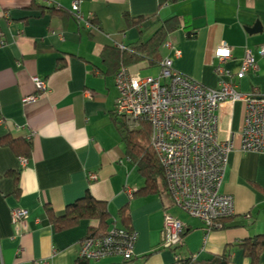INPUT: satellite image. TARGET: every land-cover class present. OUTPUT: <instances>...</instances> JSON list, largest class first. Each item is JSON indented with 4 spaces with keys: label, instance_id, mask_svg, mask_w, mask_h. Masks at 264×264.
Masks as SVG:
<instances>
[{
    "label": "crops",
    "instance_id": "crops-1",
    "mask_svg": "<svg viewBox=\"0 0 264 264\" xmlns=\"http://www.w3.org/2000/svg\"><path fill=\"white\" fill-rule=\"evenodd\" d=\"M49 1L0 0V137L30 141L24 164L19 162L24 155L0 144V264H73L79 239L94 220L79 218L56 230L47 208L61 214L85 190L105 201L108 226H122L117 209L126 204L127 225L136 236L132 258L108 255L81 264L171 262L172 251L159 247L163 213L180 217L171 211L164 187L131 194L143 185V177L125 155L111 119L117 93L100 52L104 46L145 41L164 20L175 17L178 27L165 36L159 58L169 57L180 73L216 87L224 76L214 70V51L222 45L229 48L221 67L235 73L248 49L256 69L231 79L239 92L264 93V57L257 53L264 45V0H80V13L97 29L72 17L71 0ZM125 16L140 20L130 24ZM256 22L259 28L251 32ZM187 31L192 35L185 36ZM164 41L180 54L174 57ZM141 69L133 66L129 71ZM33 75L44 80L42 91L34 89ZM30 93L35 98L22 102ZM242 113V99L225 100L217 109L219 136L234 132L218 186L232 196L233 214L207 231L197 218L180 219L188 229L180 256L206 258L227 249V264H248L237 242L264 234V152L238 148ZM89 171L96 177L88 179ZM13 208L26 209L17 223L11 218ZM257 264H264V247Z\"/></svg>",
    "mask_w": 264,
    "mask_h": 264
},
{
    "label": "built area",
    "instance_id": "built-area-1",
    "mask_svg": "<svg viewBox=\"0 0 264 264\" xmlns=\"http://www.w3.org/2000/svg\"><path fill=\"white\" fill-rule=\"evenodd\" d=\"M79 3L80 0H71L72 17L86 28L97 29L90 19L82 16ZM163 45L172 48L169 41H164ZM0 46H3L2 40ZM172 51L174 57L180 54L178 49L172 48ZM257 53L264 57V45L258 46ZM214 56L217 59L214 70L224 76L216 87L205 86L180 73L173 68L167 56L159 60V71L155 75L132 73L126 66H120L113 73L117 93L114 111L123 117L128 128L138 127L141 121L148 123L149 143L162 168L171 202L187 215L200 220L206 231L219 226L220 220L234 211L232 196L218 190L228 152L234 143L233 131L228 130L223 137L218 134L217 109L221 102L243 100L238 148L264 152V93L255 90L239 92L231 79L232 75L240 78L256 69L251 52L245 49L235 73L221 67V63L230 56L227 46L218 47ZM30 79L36 91L45 88L42 78L33 75ZM35 96L36 93L25 94L21 101L28 102ZM25 161V156L19 157L21 164ZM95 177L94 172H87L88 179ZM24 216L25 208L11 210L15 223ZM183 226V221L165 211L160 244L164 247L176 244ZM135 236L131 228L111 222L104 234L83 238L77 253L87 260H99L108 255L127 260L134 255Z\"/></svg>",
    "mask_w": 264,
    "mask_h": 264
},
{
    "label": "trees",
    "instance_id": "trees-1",
    "mask_svg": "<svg viewBox=\"0 0 264 264\" xmlns=\"http://www.w3.org/2000/svg\"><path fill=\"white\" fill-rule=\"evenodd\" d=\"M127 23H138L140 19H129L125 16ZM178 27L175 17H170L162 22L153 34L145 41L134 42L127 46H104L100 52L101 59L107 68L108 73H114L120 66H126L128 69L133 66L137 68H150L158 66L161 58L158 51L167 33ZM187 27V26H185ZM189 31V30H188ZM185 32V36H191L192 32ZM113 120L121 140L124 145L125 155L136 164L137 171L143 177V185L135 189L131 194H145L161 187L166 189L162 168L149 143V125L146 121H141L140 125L135 128H128L123 117L113 110L111 111ZM0 144L8 145L17 155H28L30 151V141L24 138L0 137ZM126 204L117 209V219L122 226L128 227V214ZM49 220L54 229L60 230L69 227L77 222L79 218L93 219L94 223L89 224L85 234L79 239L81 241L86 237H98L107 231L108 219L110 213L104 200L94 198L88 190L83 195L75 198L65 205L61 214H54L47 208ZM219 226H222L220 223ZM188 231L186 226L179 232V241L173 246H169L175 255L171 262L163 264H227L229 254L227 249L220 253H213L206 258H196L192 253L186 256L178 255V249L182 244V238ZM160 244V243H159ZM242 254L248 258V264H257L259 253L264 247V234L257 233L237 242ZM159 247H164L161 244ZM146 253L145 255H147ZM85 258L77 256L74 263H85Z\"/></svg>",
    "mask_w": 264,
    "mask_h": 264
},
{
    "label": "rangeland",
    "instance_id": "rangeland-1",
    "mask_svg": "<svg viewBox=\"0 0 264 264\" xmlns=\"http://www.w3.org/2000/svg\"><path fill=\"white\" fill-rule=\"evenodd\" d=\"M158 71H159L158 66H153V67H150V68L141 69L139 71V73L141 75H155L156 73H158ZM171 207H172L171 211L174 214L178 215L180 217V219H182L183 217L192 218V219L194 218V217H191V216L187 215L184 211H182L179 207L175 206L173 203L171 204ZM178 252L183 254L185 251L180 249ZM186 254H187V252H186Z\"/></svg>",
    "mask_w": 264,
    "mask_h": 264
},
{
    "label": "water",
    "instance_id": "water-1",
    "mask_svg": "<svg viewBox=\"0 0 264 264\" xmlns=\"http://www.w3.org/2000/svg\"><path fill=\"white\" fill-rule=\"evenodd\" d=\"M259 28V24L256 22L255 24H253V26L249 29L251 32H254L256 29Z\"/></svg>",
    "mask_w": 264,
    "mask_h": 264
},
{
    "label": "snow or ice",
    "instance_id": "snow-or-ice-1",
    "mask_svg": "<svg viewBox=\"0 0 264 264\" xmlns=\"http://www.w3.org/2000/svg\"><path fill=\"white\" fill-rule=\"evenodd\" d=\"M226 54V53H225Z\"/></svg>",
    "mask_w": 264,
    "mask_h": 264
}]
</instances>
